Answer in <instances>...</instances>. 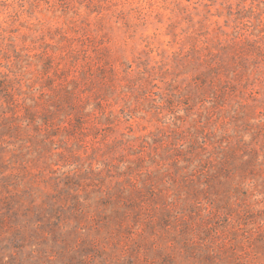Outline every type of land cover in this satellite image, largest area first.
Returning a JSON list of instances; mask_svg holds the SVG:
<instances>
[{"label": "rangeland", "instance_id": "rangeland-1", "mask_svg": "<svg viewBox=\"0 0 264 264\" xmlns=\"http://www.w3.org/2000/svg\"><path fill=\"white\" fill-rule=\"evenodd\" d=\"M0 264H264V0H0Z\"/></svg>", "mask_w": 264, "mask_h": 264}]
</instances>
